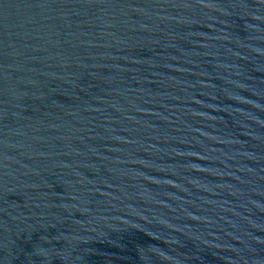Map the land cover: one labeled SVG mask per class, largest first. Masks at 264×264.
I'll return each mask as SVG.
<instances>
[{"label": "water", "instance_id": "obj_1", "mask_svg": "<svg viewBox=\"0 0 264 264\" xmlns=\"http://www.w3.org/2000/svg\"><path fill=\"white\" fill-rule=\"evenodd\" d=\"M0 264H264V0H0Z\"/></svg>", "mask_w": 264, "mask_h": 264}]
</instances>
